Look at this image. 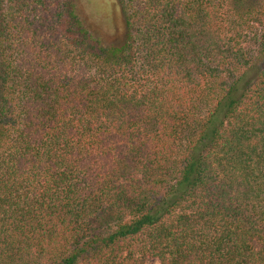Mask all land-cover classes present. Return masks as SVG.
I'll use <instances>...</instances> for the list:
<instances>
[{"label":"trees","instance_id":"obj_1","mask_svg":"<svg viewBox=\"0 0 264 264\" xmlns=\"http://www.w3.org/2000/svg\"><path fill=\"white\" fill-rule=\"evenodd\" d=\"M91 3L0 0V264H264V0Z\"/></svg>","mask_w":264,"mask_h":264},{"label":"rangeland","instance_id":"obj_2","mask_svg":"<svg viewBox=\"0 0 264 264\" xmlns=\"http://www.w3.org/2000/svg\"><path fill=\"white\" fill-rule=\"evenodd\" d=\"M84 8L86 9V6H84ZM107 11L108 7L103 3V0H93V4L91 3L89 8H87L85 11V18L93 25V27H95L98 34L103 36L107 41H114L118 38H122L124 33L123 23L118 9L116 11L113 10V14H115L114 17L117 20L115 33H112L110 30H108V23L104 22L102 18L106 15Z\"/></svg>","mask_w":264,"mask_h":264},{"label":"water","instance_id":"obj_3","mask_svg":"<svg viewBox=\"0 0 264 264\" xmlns=\"http://www.w3.org/2000/svg\"><path fill=\"white\" fill-rule=\"evenodd\" d=\"M110 4H111V6H112V9L114 10V11H116L118 8H117V4H116V0H110ZM115 15V14H114ZM116 22H117V20H116Z\"/></svg>","mask_w":264,"mask_h":264}]
</instances>
